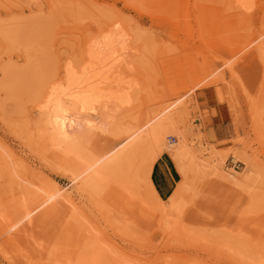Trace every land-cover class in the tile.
<instances>
[{
    "label": "rangeland",
    "instance_id": "374dc122",
    "mask_svg": "<svg viewBox=\"0 0 264 264\" xmlns=\"http://www.w3.org/2000/svg\"><path fill=\"white\" fill-rule=\"evenodd\" d=\"M177 11L172 0H0L3 213L12 211L8 200L17 188L37 190L44 184L76 189L73 174L51 157L47 142L40 138L33 146L30 140L39 137V113L32 106L40 85L45 80L56 81L57 76L66 77L68 64L76 67L80 80L95 87L93 104L101 117L107 118V125L83 129L86 149L110 146V138H117L111 131L118 125H144L149 116L168 108V113L184 115L176 127L196 154L207 157L215 147L223 157L217 160L223 162L220 169H210L199 181L198 193L189 196L190 210L184 214H164L143 186L114 182L100 204L84 208V216L75 219L69 232L65 229L68 221L57 217L30 233V240L9 244L0 236V264L48 261L36 254L37 242L50 243L49 253L58 246V258L66 260L85 240L115 248L118 256L108 264H264V120L255 118L244 102L237 104L236 114V73L229 70L234 60L231 51L221 50L215 71L191 78L186 75L177 81L176 45L184 49L183 76L190 57L188 31L176 30ZM117 21L119 26L112 25ZM9 27L17 31L14 38L1 33ZM104 29L112 34L111 43L99 50L96 45ZM200 80L212 84L195 88ZM131 86L139 89L133 92L130 105L109 101L116 96L126 98L123 91ZM221 92L233 108L229 101H221ZM168 139L176 142L178 136L170 134ZM1 145L14 154L13 159ZM15 157L22 163L20 175L29 181L17 175ZM173 172L178 184L179 176ZM229 173L252 193L222 176ZM151 177L167 203L174 190L164 196L153 171ZM165 218L176 220L175 226H168Z\"/></svg>",
    "mask_w": 264,
    "mask_h": 264
},
{
    "label": "bare ground",
    "instance_id": "6f19581e",
    "mask_svg": "<svg viewBox=\"0 0 264 264\" xmlns=\"http://www.w3.org/2000/svg\"><path fill=\"white\" fill-rule=\"evenodd\" d=\"M172 2L178 10L176 30L179 32L186 29L190 39L187 48L190 56L189 69L184 76L181 61L184 49L180 44L175 47L178 62L175 73L177 81L181 82L186 75L191 78L215 71L221 58V50L231 51L234 60L229 70L236 73V114L237 104L244 102L250 111H253L255 118L264 120V0ZM118 24L117 21L112 25ZM100 25L101 23L97 27ZM10 27L1 33L14 38L17 31L9 30ZM111 35L108 29H104L103 36L96 45L99 50L105 49L111 43ZM211 50L215 51L209 55ZM65 69L66 77L57 76L56 81L45 80L40 85L32 106L39 113V137H32L30 140L33 146L40 138L47 142L51 157L61 161L64 170L73 174L72 181L77 184L76 189H55L44 184L37 190L32 188L24 191L17 188L8 200L12 211L5 214L0 208V236H3L4 241L18 244V241L24 238L30 240V233L46 226L49 218L66 219L68 224L65 229L69 232L75 219L84 216V208L100 204L104 200L106 189L114 182L119 186H127L128 183L143 186L151 202L154 201L156 207L164 214H184L186 210L189 211V196L197 195L196 187L199 181L204 179L210 169L218 171L223 165L222 160L217 161L222 157L221 151L215 147L209 149L210 154L204 158L196 154L185 135L176 127L177 120L182 119L184 115L180 112L168 113V108L152 117L149 116L144 125H118L111 131V136L117 137L110 138L112 145L97 150L86 149L83 129L107 125V118H102L98 106L93 104L95 87L90 81L80 80L76 67L72 64H68ZM217 81L218 79L213 82ZM210 84L212 83L200 80L194 87L205 88ZM179 88L176 87V90ZM111 89H114V86ZM138 89L131 86L127 91H123L126 98L118 99L116 96L109 101L117 99L121 105H130L132 94ZM220 99L222 102L229 101L222 92ZM229 105L233 108L231 101ZM170 134L177 135L178 141L169 142ZM1 146L13 159L14 154L4 145ZM1 153L0 150V156ZM161 157L171 164L179 176L178 184L169 195L167 203L158 194L151 177L153 168ZM15 158L17 175L29 181L27 176L20 175L22 163L18 161L19 158ZM2 162L0 157V163ZM245 164L251 166L247 160ZM11 175L13 177V174ZM222 176L236 187L252 193L236 175L229 173ZM253 197L258 200L260 195ZM197 203L198 201H195L193 205L197 206ZM164 220L168 226H175L173 221L176 220ZM49 245L50 243L41 242L34 244L39 248L36 254L48 260H38V264H108L116 259L115 254L118 256L113 247L107 249L95 241L85 240L70 252L66 260H61L58 258V246L49 253ZM76 255L80 257L76 258Z\"/></svg>",
    "mask_w": 264,
    "mask_h": 264
},
{
    "label": "crops",
    "instance_id": "0c3cea01",
    "mask_svg": "<svg viewBox=\"0 0 264 264\" xmlns=\"http://www.w3.org/2000/svg\"><path fill=\"white\" fill-rule=\"evenodd\" d=\"M155 169L153 170L155 183L159 188V192L167 196L175 189L177 176L173 172L171 164L165 158L158 161Z\"/></svg>",
    "mask_w": 264,
    "mask_h": 264
}]
</instances>
